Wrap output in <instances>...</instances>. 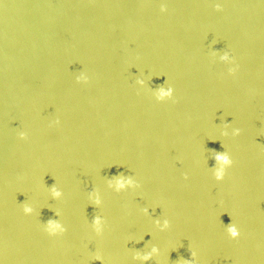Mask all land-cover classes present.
<instances>
[{
  "label": "water",
  "instance_id": "1",
  "mask_svg": "<svg viewBox=\"0 0 264 264\" xmlns=\"http://www.w3.org/2000/svg\"><path fill=\"white\" fill-rule=\"evenodd\" d=\"M0 264H264V0H0Z\"/></svg>",
  "mask_w": 264,
  "mask_h": 264
}]
</instances>
